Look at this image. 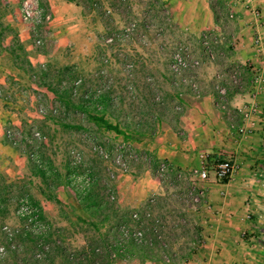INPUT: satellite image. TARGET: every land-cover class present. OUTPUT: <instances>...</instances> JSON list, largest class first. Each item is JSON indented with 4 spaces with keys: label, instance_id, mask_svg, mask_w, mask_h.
I'll return each instance as SVG.
<instances>
[{
    "label": "rangeland",
    "instance_id": "1",
    "mask_svg": "<svg viewBox=\"0 0 264 264\" xmlns=\"http://www.w3.org/2000/svg\"><path fill=\"white\" fill-rule=\"evenodd\" d=\"M96 1L99 5L94 10L76 5L80 11L78 28L83 34L80 43L67 48L65 62L34 73L33 84L37 90H33L28 104L21 102L20 91L14 88V104L6 105L12 107L17 123L14 133L18 144L14 147L28 159V164L27 174L14 178L13 186L3 189L0 178V264H24L33 253V243L25 241L20 245L18 239L8 242L6 238V231L14 234L22 229V221L16 214V200L29 194L41 206L51 241L69 253H75V249H81L86 243L100 246L102 237L112 239L114 235L108 233L119 229L116 221L123 219L124 227L131 232L144 233L153 254L140 256L128 245V253L123 258L116 256L111 264H139L154 255L156 260L168 264L174 250L163 249L167 245L175 249V257L189 254L200 261L208 256L215 259L222 253V259L232 256L237 258V264H264V226L256 227L253 214L243 210L234 221L241 226L239 231L228 234L220 231L214 218L217 214L209 208L204 190L188 180V173H172L170 166L150 151L158 131L154 116L162 115L171 121L180 117L184 110L180 100L185 99V94L201 97L213 92L218 109L229 114L233 121L236 129L233 137L237 140H245L248 135L249 128L242 125L241 119L250 115L264 117V106L255 104L254 98L264 100V40L258 39L260 34L253 28L256 24L264 27V0H210L215 17L211 28L179 26L162 0ZM38 2L46 10L43 0ZM106 8L111 10L110 14L105 12ZM239 20L248 26H242ZM263 27L259 28L260 32H264ZM243 28L246 30L242 31ZM38 31L45 45L47 25ZM241 44L247 49L260 50L255 60L250 59V65L234 59ZM19 64L26 68L22 60ZM63 87L71 94L65 101L75 105L85 101L91 108L98 92L105 90L111 99L104 111L105 118L121 128L127 126L128 140L96 127L84 111L56 98L53 90ZM236 94H245L254 103L231 106L229 98ZM2 102L7 101L2 99ZM101 107L97 108L100 113ZM67 125L69 128H65ZM239 128L244 132L240 133ZM33 130L45 137L44 142L27 144L26 138ZM257 135L262 143L258 151L264 154L263 136ZM31 151L39 152L41 159H50L63 179L66 166L71 167L70 184H62L52 191L53 200L42 194L40 179L31 176ZM76 154L79 159L75 161ZM224 160L239 164L232 157ZM258 160L264 161L257 159L254 167ZM218 163L217 160L208 162L212 169L207 172H215ZM252 180V188L247 191L250 196L244 204L255 210L264 204L260 199H264V169L258 172L255 167ZM148 181L155 182L162 190H153ZM72 187L96 191L98 199L107 202L105 212L109 218L100 225L98 233L91 225L101 220L100 215L85 212ZM159 192L165 195L159 196ZM136 214L143 218H139V223L138 218L132 217ZM200 230L204 231L201 236ZM202 242L234 243L237 249H221L218 253L216 248L204 250L200 246ZM13 245L22 248L11 252ZM54 246L51 245V259L54 264H62Z\"/></svg>",
    "mask_w": 264,
    "mask_h": 264
},
{
    "label": "crops",
    "instance_id": "2",
    "mask_svg": "<svg viewBox=\"0 0 264 264\" xmlns=\"http://www.w3.org/2000/svg\"><path fill=\"white\" fill-rule=\"evenodd\" d=\"M162 1L171 10L174 21L179 26L205 25L211 28L210 26L214 24L215 17L211 12L210 0ZM43 2L46 11L51 15V21L47 24L49 32L45 45L40 48L34 45V27L22 20V0H10V13L4 18V23L8 24L13 32L5 36L3 50L0 52V89L6 97L0 98V178L3 179L1 185L3 189L7 188V186H13L12 182H14V178H20L24 174H27L26 166L28 159L16 147L12 146L5 136V131L12 128L14 130V124H17L16 121L14 122L12 107H6V105L11 106L12 103L14 104V88H18L20 91L21 102L28 104V101H31L34 95L33 90H37L36 84H33L34 73L39 69H52L57 65H62L66 59L67 48L76 42L80 43V39H82L83 31L78 28L80 25V11L75 4L69 3L66 0H43ZM239 22L244 27L248 26V23H245L243 20H239ZM262 27L256 24L253 28L260 34L258 35V39L264 40V32L261 31V33L259 30ZM245 30L246 28L242 29V31ZM15 44L21 47L22 59L30 64L32 70L16 64L12 56ZM240 47L241 49L237 53H234V59L240 64L250 65V59L255 60L259 54L257 52L260 50L247 49L243 44ZM252 62L254 63V61ZM246 68L243 67L244 71H247ZM258 87L260 88L262 85H258ZM184 98L182 99L181 97L180 100V103L184 107L180 117L171 121L166 120L162 115L154 116L155 127L158 131L156 132L154 143L151 144L150 151L158 160L167 163L172 173H188V180L190 182L194 181L195 185L204 190L209 208L217 214L214 218L220 231L225 234L239 231L241 226L234 221L244 212L243 210L253 214V217L256 219V227L262 228L264 226V204L262 207L257 206L253 210L252 206L248 207L244 202L250 196V194H247V191L253 185L254 162L260 158L264 159V154L258 151L262 145L261 138L256 137L257 134V136H263L264 117L256 118L252 115L248 116L247 119H241L240 117L243 122L242 125H246L249 129L245 140H237L233 137L236 131L233 121L229 114L227 115L226 112L224 113L218 109L213 92L201 97L185 94ZM254 98L257 102L255 104L264 106V100H261L258 96ZM2 99L7 102L3 103ZM243 102H246L247 106H251L254 100L246 97L245 94H236L234 97L229 98L231 106H242V104L244 105ZM237 108V110H240V107ZM121 130L124 131L126 137L130 135L127 126H123ZM201 154L207 156V162L224 159V157L234 158L239 163L236 166L237 170L234 177L227 182H220L216 179L215 172H209L206 180H200L192 176L191 171L199 168V164L201 165L199 158L202 156ZM207 169L212 168L207 165ZM148 183V186L153 190H162L161 186L155 182L148 181ZM164 195L165 193L159 192V196ZM260 199L264 202L263 198ZM162 200H164V197ZM178 214H180V211H178ZM226 220L228 221L227 224L224 222ZM231 221H233V224L230 223ZM255 225H251V227ZM228 226L231 227L229 228ZM203 232L202 230L199 231L200 236ZM235 245L237 246V244L228 242L223 244L202 242L200 246L204 250L216 248V251L220 253L221 249H237ZM169 248L170 251H174H171L173 257L168 264L238 263L237 258H233L232 256L222 259V253L221 256H216L215 259H211L208 256L205 259H200V261L192 257V255L189 256V254L188 256L182 254L179 257H175L176 251L171 246L168 247L167 245L163 249L168 250ZM156 256L154 255V258L151 257L152 259L139 261V264H167L158 259L156 260Z\"/></svg>",
    "mask_w": 264,
    "mask_h": 264
},
{
    "label": "trees",
    "instance_id": "3",
    "mask_svg": "<svg viewBox=\"0 0 264 264\" xmlns=\"http://www.w3.org/2000/svg\"><path fill=\"white\" fill-rule=\"evenodd\" d=\"M69 3H74L77 6H85L88 9L94 10L98 7L99 3L96 0H66ZM10 3L9 0H0V52L3 50V40L5 36L10 34L12 31L11 27L8 24L4 23V18L10 13ZM105 12L108 14L111 13L110 9H105ZM21 47L19 45H14V49L12 50V56L14 57L16 64L23 62V64L30 70H32L29 63L25 62L21 56ZM21 67V65H19ZM42 75L45 74L43 71H39ZM56 98H59L61 101L64 100L67 96L70 97V90L68 88L63 87L61 89L53 90ZM110 96L104 91H99L96 99H94L91 103L94 104L93 107H89L85 104V101H81V104L75 105L69 100H64L65 105L69 107L77 108L81 111H84L88 120L91 121L96 127L105 130L112 131L116 135L123 136L126 140L128 137L124 134V131L121 130L118 124L110 123L106 118L104 111L110 104ZM102 106L101 113L97 109L99 106ZM65 128H69V126H65ZM263 146L262 150L264 151V128H263ZM32 152V151H31ZM30 152V153H31ZM29 153V154H30ZM28 154V155H29ZM39 152L34 154V158L30 159V173L31 176L37 177L40 179V185L42 188V194L48 200H53L55 197L52 195V191L61 186L62 184L69 185L71 180V167L69 165L66 166V174L63 179L58 169L53 165V162L48 158L41 159L39 156ZM30 158V157H29ZM218 162L224 161V159L217 160ZM256 170L260 172L264 168V161H257L255 163ZM63 181V182H62ZM222 182H227V179H224ZM73 192L76 194L77 202L81 208L85 212L91 213L93 216L100 215V219L98 222L92 224V229L95 232H99L100 225L106 222L109 218V214L105 212L108 209L106 205L107 202H102L98 199V192H93L90 189H77L72 187ZM3 201V199H2ZM23 201L29 205L30 214L26 216H18L22 221L23 227L20 231L14 232L12 237L8 239V242H16L18 239V244H24L25 241H29L33 243V253L30 255V259L27 260L24 264H54V259H51V245H55L53 249H55L56 255L58 254L59 258L62 261V264H111L113 258L121 257L123 258L127 251L128 245L132 247L133 250H136L140 256L150 257L153 254V249L145 242L144 233H142V239L137 242L132 237V232L124 227L126 225V221L123 219L116 221L119 229L115 228L108 234L114 235L112 239H99L101 241L100 246H97L96 243H86L81 249L74 250L75 253H69L66 249H61L59 243H55L53 240L51 241V236L49 233L48 227L44 225L45 222L44 215L41 207L39 206V202L34 199L32 196L25 195L24 197H20L16 200V206ZM0 208H1V200H0ZM104 210V211H103ZM133 217V216H132ZM140 217L138 215V220L136 222H141ZM143 219V218H142ZM36 223H42V228L40 227L36 229ZM83 223V221H82ZM121 226V228H120ZM258 234V232H256ZM99 235V234H98ZM57 236V234H56ZM99 237H101L99 235ZM114 242H110V241ZM57 244V245H56ZM95 244V245H94ZM22 247L17 245H13L12 249H9L11 252H17ZM36 250V251H35ZM39 251V252H37ZM59 251V252H58ZM130 252V251H129ZM1 257V256H0Z\"/></svg>",
    "mask_w": 264,
    "mask_h": 264
},
{
    "label": "built area",
    "instance_id": "4",
    "mask_svg": "<svg viewBox=\"0 0 264 264\" xmlns=\"http://www.w3.org/2000/svg\"><path fill=\"white\" fill-rule=\"evenodd\" d=\"M21 17L22 20L26 23H30L34 27V45L36 47H42L44 45V40L42 37L39 35L38 28L47 25L51 21V15L48 13L46 10H43L41 8L38 0H22L21 3ZM0 98H6L3 91L0 89ZM240 133H243V129H239ZM5 136L7 141L12 145V146H17L18 140L16 139L14 130L12 129H7L5 131ZM45 137L39 133L38 131H32V133L29 135V138H26L27 144L32 145L34 143H41L44 142ZM34 152L30 153V157H34ZM106 156V155H105ZM75 161L79 159L78 154L74 155ZM201 165L199 168L194 169L191 171V175L197 177L200 180H206L207 178V161L208 158L207 156L202 155L201 156ZM236 170V165L234 162L230 160H224L222 162H219L215 166V177L223 181L224 179H231L232 175L234 174ZM201 194V193H200ZM16 214L17 216H26L30 214V209L29 205L27 203H24L21 201L17 206ZM134 219H137V214L133 215ZM36 229L40 227L42 228V224L36 223ZM13 233L10 232L9 230L6 231V238L12 237ZM132 237L135 239V241L139 242L142 239V232H132ZM2 249H0V256L2 255Z\"/></svg>",
    "mask_w": 264,
    "mask_h": 264
}]
</instances>
